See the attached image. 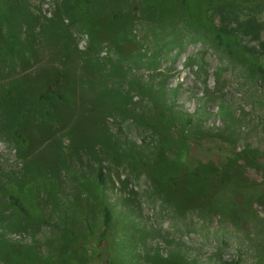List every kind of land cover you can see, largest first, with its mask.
I'll return each mask as SVG.
<instances>
[{"label":"rangeland","instance_id":"1","mask_svg":"<svg viewBox=\"0 0 264 264\" xmlns=\"http://www.w3.org/2000/svg\"><path fill=\"white\" fill-rule=\"evenodd\" d=\"M0 13V264H264V73L211 31L253 17L263 40L264 0ZM181 168L209 182L170 184V202L159 172Z\"/></svg>","mask_w":264,"mask_h":264},{"label":"trees","instance_id":"2","mask_svg":"<svg viewBox=\"0 0 264 264\" xmlns=\"http://www.w3.org/2000/svg\"><path fill=\"white\" fill-rule=\"evenodd\" d=\"M2 16H5V15L3 13H0V18H2ZM229 20L230 19L228 18L227 15L225 17L224 15H221L220 23L217 25H214V24L211 25V31L214 33L216 39L221 44L223 49L228 52H233L235 49H239L241 52L247 55L250 59L254 60L258 64L257 66L260 68V70L264 73V39L263 40L259 39L261 28L256 22V19L253 17H250L247 19L238 20L236 18L235 25H231L228 22ZM240 33L246 34V35H249V34L252 35V37L257 41L256 45L258 49L255 46H248L236 40L237 36ZM257 54H260V55H257ZM261 58L263 59L261 60ZM13 134L19 140H24V138L19 133L18 129H14ZM179 165L183 166L182 163H179ZM233 165L234 164H231L230 166H233ZM181 170L182 172L178 176H175L172 174L167 176L164 173L159 172V176L162 177V180L165 182V185H167V189H164V191L165 192L170 191V196L168 198L170 202L171 200L174 201L172 191L170 190V184L172 185V187L174 186L175 188L177 186L181 187L182 185H180V183L183 182L185 178L193 179L201 184L203 182L205 183L209 182L208 177H206L202 172L195 170L194 168H188V169L181 168ZM222 170L223 171L221 172L222 173L224 172L227 177H231V175L233 174V170L231 171L228 167H223ZM156 174H158V172H156ZM96 181L98 185H101V186H103L105 183V174L103 172V168L101 167H99V169L97 170ZM223 181H224L223 179L220 180V182H223ZM200 196L201 198L203 197L205 199L204 194L201 193ZM196 197H198V195ZM11 199L14 200L15 204L23 212L27 213V210L25 209V207L18 201L17 198L11 197ZM101 208L104 213L103 223L104 225H107L111 217L109 207L106 204H103Z\"/></svg>","mask_w":264,"mask_h":264}]
</instances>
